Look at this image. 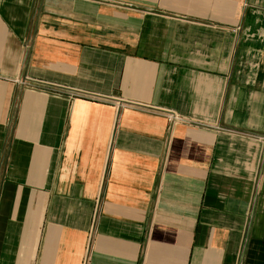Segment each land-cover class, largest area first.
<instances>
[{"label":"crops","instance_id":"0c3cea01","mask_svg":"<svg viewBox=\"0 0 264 264\" xmlns=\"http://www.w3.org/2000/svg\"><path fill=\"white\" fill-rule=\"evenodd\" d=\"M0 264H264V0H0Z\"/></svg>","mask_w":264,"mask_h":264},{"label":"built area","instance_id":"2783aa9c","mask_svg":"<svg viewBox=\"0 0 264 264\" xmlns=\"http://www.w3.org/2000/svg\"><path fill=\"white\" fill-rule=\"evenodd\" d=\"M168 118H169V121L170 122H176V121H179L180 120L179 118H177L176 116H173V115L172 116H169Z\"/></svg>","mask_w":264,"mask_h":264}]
</instances>
